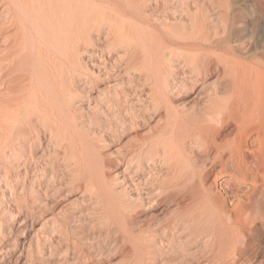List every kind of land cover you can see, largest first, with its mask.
<instances>
[{
    "label": "bare ground",
    "instance_id": "6f19581e",
    "mask_svg": "<svg viewBox=\"0 0 264 264\" xmlns=\"http://www.w3.org/2000/svg\"><path fill=\"white\" fill-rule=\"evenodd\" d=\"M127 1L0 0V147L29 144L43 180L52 155L72 160L125 226L161 206L169 240L209 247L186 264H264V0H161L155 18ZM81 87L112 122L77 112ZM108 132L125 140L118 178L93 142ZM48 216L37 232L60 228Z\"/></svg>",
    "mask_w": 264,
    "mask_h": 264
},
{
    "label": "rangeland",
    "instance_id": "374dc122",
    "mask_svg": "<svg viewBox=\"0 0 264 264\" xmlns=\"http://www.w3.org/2000/svg\"><path fill=\"white\" fill-rule=\"evenodd\" d=\"M127 2H129V4L132 3L133 5L136 2H139L140 5L136 3L135 7H138L139 5V8L143 9V11L140 9L142 13L145 11L143 13V16H146L147 13L148 17L152 16V18H155L154 15L156 16L157 14H160L162 12L161 8H159L160 10L158 9V7H160V5L162 4L161 0H128ZM143 5L145 6L143 7ZM168 17H165L164 20L168 19L172 21V18ZM146 25L147 28L148 26L150 27L149 23L145 24V27ZM83 59L84 63L88 64L90 68L94 67L92 65L94 61V58L92 56L87 54L83 56ZM96 67L97 66H95L94 68L96 69ZM142 81L143 80H141V83H143ZM103 85V83L99 84L100 87H102ZM147 90L148 89H143L144 97L146 96ZM79 92L80 97H78L79 99L77 98V100L80 101H76V109H80L77 110L78 113L89 115V117L93 116L94 120L98 118L97 113H100L99 117L103 119L102 121H104V119L106 120L108 117L109 118L107 120H111V115L107 117V113L112 112H109L108 110L105 111L104 108L99 106L98 92L96 90H92L90 88L84 89L83 87H81ZM77 104L79 105L77 106ZM95 122V125L99 123L97 121ZM110 134L112 136L114 135L113 132H108L107 134L103 133V141L98 142L99 139H93V142L98 145V152L101 151L102 153H104V157L109 161H112V164L115 162L112 169L113 171L120 172L114 176V178H118L122 176L123 164L120 163L119 159L122 157L120 148L125 140L121 137L115 138L114 140V138L112 139V136ZM7 144L9 147L7 146ZM10 144L5 143L3 147H0V223H2V231H4L3 234H6L3 235L5 237H2L0 234V264H186L188 260L193 259L194 262L195 259H198V257V260H200V257L205 255L208 251L209 247L207 246L205 239L199 242H194L193 244H185L183 241V237L181 238V240H178L177 236L174 237L176 238L173 239L174 241L169 240L172 238L170 227H165V225H163L164 223H161L158 226L155 225V223H157V220L161 221L165 220L166 218L163 216L165 212H160L159 214V211L162 209L161 206L149 211L143 210L142 212L145 213L143 214L141 212L139 214V218L141 219H139V222H141L142 220L148 223L154 221L152 226L146 227L143 230L130 225L125 226L121 222L122 219L118 218L121 215L120 213L109 211L107 207L100 202L101 197H98L99 195H97L98 192L95 187L93 189L86 187L84 183L82 184L83 181L80 177H78V180L76 179V177L74 179V172L71 168L72 160L69 159L68 161L66 159L67 161H65L62 154L59 156L52 155V157L55 158V168H50V172L47 173L46 180H43L42 178H39L40 176L38 177V175L40 174L39 171L28 169L29 163H27V158L30 154V147H28L29 144H25L20 140H16L11 145ZM49 146L50 148L48 151L50 154V151L52 152L53 147H51V145ZM18 156L20 157V159ZM70 172L72 173L70 174ZM108 180L109 183L112 184V188L115 189V192L123 189L118 181H113L112 179ZM77 181L79 182L78 184ZM39 182L42 183L40 184ZM222 182V177H218L216 183L218 189H221ZM73 184H75L76 186ZM81 185H84L85 187L82 186V189ZM247 186L249 187L250 183H247ZM46 188H48V190ZM87 188H89L90 190H87ZM28 189L30 192L28 191ZM44 190L46 191V194L43 192ZM31 191H33L34 194ZM89 191H92L91 194L93 196ZM35 193L37 194L38 199H35ZM28 194L30 195L28 196ZM242 194H244V192H242ZM46 196H50L51 198H49L51 200ZM28 201L30 204H35L30 205ZM38 201L40 204H38ZM231 203L233 204V202H230V205H232ZM47 204H50V206H45ZM35 205L39 210L35 208ZM62 212L64 213L62 214ZM49 213L51 214L49 215ZM40 215L42 219H40ZM44 215H49L48 217L55 216L59 220L60 228H55L52 226V224L48 223V225H46L47 227L50 226V228H47L44 225V234L42 233V229L37 232L44 221ZM142 216L143 218H141ZM65 217H67V219ZM160 227L166 230H161ZM51 230L54 232V234H52L53 232ZM148 230H151V233H148ZM164 231H166L165 234ZM77 232L80 234H78ZM142 237L144 239H142ZM167 241L168 244L170 243L169 245H166ZM175 247L178 249H176ZM173 257L175 259H173ZM162 261L163 263H161Z\"/></svg>",
    "mask_w": 264,
    "mask_h": 264
}]
</instances>
